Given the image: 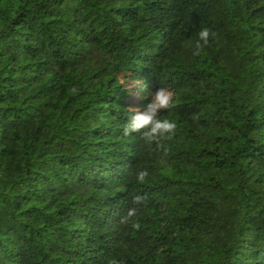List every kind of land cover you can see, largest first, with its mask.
<instances>
[{
  "label": "trees",
  "instance_id": "1",
  "mask_svg": "<svg viewBox=\"0 0 264 264\" xmlns=\"http://www.w3.org/2000/svg\"><path fill=\"white\" fill-rule=\"evenodd\" d=\"M0 264H264V0H0Z\"/></svg>",
  "mask_w": 264,
  "mask_h": 264
},
{
  "label": "clouds",
  "instance_id": "2",
  "mask_svg": "<svg viewBox=\"0 0 264 264\" xmlns=\"http://www.w3.org/2000/svg\"><path fill=\"white\" fill-rule=\"evenodd\" d=\"M215 36L208 28H202L198 33V39L193 44L194 56H199L205 46L209 44V37ZM76 89H73L75 92ZM151 97L143 111L138 109H129L134 114L130 116L128 122L123 128L125 136L133 133H140L146 146L155 148L162 152L164 157H167L169 149L165 146L164 141L171 139L177 129V124L170 119H161L159 112L161 110H170L175 107L173 93L167 88L161 87L155 92L147 93ZM163 162V161H162ZM149 176L147 169H141L136 173V180L139 183H144ZM145 197L135 195L133 204L140 205L144 202ZM137 216V208H129L126 215L121 218L122 223H131L135 229L140 228V223L134 218Z\"/></svg>",
  "mask_w": 264,
  "mask_h": 264
}]
</instances>
